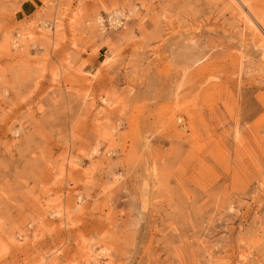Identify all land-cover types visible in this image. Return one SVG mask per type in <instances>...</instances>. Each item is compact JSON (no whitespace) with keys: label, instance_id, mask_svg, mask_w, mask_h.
<instances>
[{"label":"rangeland","instance_id":"obj_1","mask_svg":"<svg viewBox=\"0 0 264 264\" xmlns=\"http://www.w3.org/2000/svg\"><path fill=\"white\" fill-rule=\"evenodd\" d=\"M0 264H264V0H0Z\"/></svg>","mask_w":264,"mask_h":264},{"label":"bare ground","instance_id":"obj_2","mask_svg":"<svg viewBox=\"0 0 264 264\" xmlns=\"http://www.w3.org/2000/svg\"><path fill=\"white\" fill-rule=\"evenodd\" d=\"M58 1H60V0H54L55 3H57ZM126 14H130V13L129 12L123 13L121 11H114V12L110 13L109 15H107L106 17H102L101 15L97 16L95 18L96 29L99 32L103 33L104 31H107L108 29L111 30V29H115V28L116 29L122 28L124 25V22H125L124 20H128V15H126ZM18 38H20V37H17V39H15V41H14V47L18 44L17 43Z\"/></svg>","mask_w":264,"mask_h":264},{"label":"built area","instance_id":"obj_3","mask_svg":"<svg viewBox=\"0 0 264 264\" xmlns=\"http://www.w3.org/2000/svg\"><path fill=\"white\" fill-rule=\"evenodd\" d=\"M49 26V28H52V26L51 25H48Z\"/></svg>","mask_w":264,"mask_h":264}]
</instances>
